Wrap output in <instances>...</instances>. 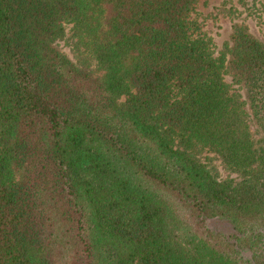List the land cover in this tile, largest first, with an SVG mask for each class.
<instances>
[{
	"label": "trees",
	"instance_id": "1",
	"mask_svg": "<svg viewBox=\"0 0 264 264\" xmlns=\"http://www.w3.org/2000/svg\"><path fill=\"white\" fill-rule=\"evenodd\" d=\"M196 1L0 0V264H264V42Z\"/></svg>",
	"mask_w": 264,
	"mask_h": 264
},
{
	"label": "rangeland",
	"instance_id": "2",
	"mask_svg": "<svg viewBox=\"0 0 264 264\" xmlns=\"http://www.w3.org/2000/svg\"><path fill=\"white\" fill-rule=\"evenodd\" d=\"M196 9L202 28L210 36L217 47L227 37L232 21L244 22L248 29L264 42V5L263 0H197ZM70 24L65 25L64 35L57 40L58 46L70 57L74 58V37L71 35ZM217 163L220 175L230 174ZM207 224L216 231L228 232L230 226L223 219H208Z\"/></svg>",
	"mask_w": 264,
	"mask_h": 264
}]
</instances>
